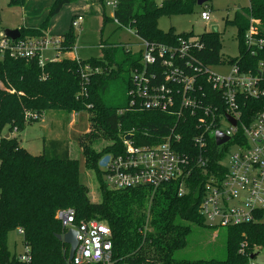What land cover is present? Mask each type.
<instances>
[{
	"label": "trees",
	"instance_id": "trees-1",
	"mask_svg": "<svg viewBox=\"0 0 264 264\" xmlns=\"http://www.w3.org/2000/svg\"><path fill=\"white\" fill-rule=\"evenodd\" d=\"M20 1L23 2L10 0V4ZM70 1L55 0L48 17L38 28H20L21 38L44 36L48 19ZM99 1L103 4L105 0ZM115 2L113 19L120 27L134 30L142 42L170 46L177 51L164 56L155 52V62L146 67L143 49L134 54L123 50L119 57L116 46L112 45H102L103 58L64 57L43 65L37 56L14 58L0 52L1 129L8 127L11 134L20 133L28 124L39 122L47 111L84 110L91 115L90 134L98 140H110L101 151L84 145V166L94 170L101 187L100 201L93 202L87 186L79 178L81 161L70 156L62 141L44 140L42 153L35 156L16 137L0 139V264H68L69 245L57 238V234L64 232L57 212L67 208L74 209L77 221L97 219L108 224L112 232L113 264H248L250 255L264 246V222L222 227L225 228L224 258L191 259L175 254L187 247L190 235H203L205 228L201 227L213 228L199 210L202 187L209 172L226 170L221 163L226 156L209 135L214 128L212 115L224 112L225 103L206 69L217 64H235L241 71L259 76L264 89V0H249L247 8L238 11L234 19L226 20L238 28L239 55L233 58L222 55V35L218 30L195 35L175 33L172 29L165 32L158 27L161 15L187 12L197 0ZM109 19L105 17L104 21ZM73 28L71 25L61 35L57 55L74 49ZM250 30L263 44H247L246 34ZM181 40L191 44L184 54L178 51ZM165 59L173 60L186 74L195 76L192 96L199 106L194 113L189 108H180L182 88L177 84L171 86L175 101L164 110L145 108L138 98L131 103L134 100L131 91L135 88L133 72L145 68L147 76L153 77L150 74L155 73V82H161L166 70ZM86 66L89 68L87 82L83 77ZM119 79L123 84V101L113 97L114 85ZM239 101L244 123L264 110V96H243ZM206 108L210 109V116L205 114ZM219 120L217 117L216 121ZM174 134L179 136V140L173 141L174 149L188 156L190 165L194 166L185 194H178L177 181L157 188L144 185L110 189L107 186L99 161L107 154L114 156L123 152L124 136L130 135L137 146H154ZM200 136L206 141L202 147L195 143V138ZM239 137L242 138V132ZM205 159L207 167L202 166ZM18 228L23 229L24 246L29 248L28 262L21 261L7 244L8 233Z\"/></svg>",
	"mask_w": 264,
	"mask_h": 264
},
{
	"label": "built area",
	"instance_id": "built-area-1",
	"mask_svg": "<svg viewBox=\"0 0 264 264\" xmlns=\"http://www.w3.org/2000/svg\"><path fill=\"white\" fill-rule=\"evenodd\" d=\"M115 4L113 1L114 7ZM200 16L207 20L209 13L205 10ZM81 18L79 17V21ZM246 39L247 44L251 46L263 44V40H256L253 37L252 30L248 31ZM60 42V38L53 39L49 36L11 39L3 31L0 32L2 54L9 53L14 58L26 59L37 56L40 65L47 62L42 59V51L51 46L57 49ZM181 44L178 51L184 54L191 44L185 40H181ZM142 45L145 67L155 62V52L164 56L173 55L177 51L170 46L149 44L146 41H143ZM163 66L166 68L163 81L158 83L155 82L156 74L151 73L153 77L147 76L145 68L133 72L135 88L131 91L134 96L131 103L138 98L145 108L164 110L173 105L175 99L171 86L177 84L182 88L180 108H189L194 113L195 108L199 106L192 96L195 76L186 74L171 59L163 60ZM231 66V72L227 76L214 74L210 67L206 69L210 72L214 88L220 91L225 103L224 112L218 116L212 115L211 124L214 128L212 127L209 135L213 137L215 143L217 131L229 137L228 141L219 145V151L225 156L229 155V165L225 166L221 162L222 168L226 170L209 172V177L202 187L199 210L205 222L213 228L264 222V110L256 112L249 123H244L241 121L239 101L243 96L252 98L264 96V89L260 85L259 76L243 72L235 64ZM85 69L83 77L87 82L89 68L86 66ZM209 110L206 108L204 112L210 116ZM227 115L234 118L237 124L233 125L227 119ZM217 117L220 118L219 121H216ZM204 119L201 117L202 121ZM240 132L242 138L239 137ZM177 140L179 136L174 134L158 145L137 146L132 142L130 135L124 136L123 152L110 155L109 162L102 167L105 183L110 189H126L144 185L157 188L164 183L177 181L178 194L180 196L185 194L188 189L186 182L193 174L194 166L190 165L191 159L188 156L181 155L174 149L173 141ZM242 141L245 142L241 143ZM195 143L202 147L206 141L200 136L195 138ZM231 146H236L238 150L229 152ZM206 163L207 159L202 166L207 167ZM204 172L207 173L206 169ZM57 218L63 226V234L71 229L77 231L78 245L68 264H113L112 232L106 222L97 219L77 221L72 208L59 210ZM18 229L23 235V229ZM257 250L250 255L248 264H257L254 260ZM240 251H243V248ZM28 252L29 248L25 247L24 254L18 255V258L28 262L31 258ZM253 254L255 257L251 258Z\"/></svg>",
	"mask_w": 264,
	"mask_h": 264
},
{
	"label": "rangeland",
	"instance_id": "rangeland-1",
	"mask_svg": "<svg viewBox=\"0 0 264 264\" xmlns=\"http://www.w3.org/2000/svg\"><path fill=\"white\" fill-rule=\"evenodd\" d=\"M54 1L23 0V2L20 1L11 5L10 0H0V32L6 28H38L48 17ZM113 1L115 0H105L103 4L99 1L98 5L87 8L83 7L81 0L67 2L58 14L48 19L46 32L51 37L57 38L68 32L73 25V31L76 35L75 47L68 55H73L81 60L103 58L102 45L116 46L119 57H122L123 50L131 51L133 54L137 53L143 49L142 40L134 30L125 26L120 27L113 19ZM156 1L162 2V0ZM248 5L249 0H208L202 5L192 4V9L187 12L175 13L170 16L161 15L158 18V27L165 32L172 29L175 33L193 32L195 35L218 30L222 35V55L233 58L239 55L238 28L234 24L227 23L226 20L234 19L236 13L244 10ZM202 10L209 13L207 20L201 18L200 12ZM79 16L82 17V21L80 20L81 24L78 27ZM105 17L111 19L104 21ZM41 56L45 61H53L64 58L65 54L57 55V49L51 46L45 48ZM210 69L214 74L227 76L231 72L232 66L224 63L211 66ZM121 79L117 81L119 84L114 85L113 97L116 101H123ZM0 87H2L1 82ZM90 116L84 110L71 113L62 110L47 111L39 122L28 124L26 129L20 133L11 134L8 127L0 128V139L5 138L7 134L9 137H16L18 143L35 156L42 153L44 140L62 141L68 147L70 156L81 161L80 181L87 186L91 200L99 202L101 187L98 176L94 170L84 166L83 149L84 145H88L97 151H101L104 146L110 144V140L104 138L98 140L97 136L90 134L92 131ZM237 150L236 146L229 148L231 153ZM222 163L225 166L229 165V155L224 158ZM201 228H205L203 235L199 233L190 235L187 247L178 250L175 254L176 257L191 259L210 257L221 259L225 257V228H208L206 226ZM7 244L11 252H15L17 255L24 254L23 235L19 229H14L8 233ZM254 260L257 264H264V246L257 250Z\"/></svg>",
	"mask_w": 264,
	"mask_h": 264
},
{
	"label": "water",
	"instance_id": "water-1",
	"mask_svg": "<svg viewBox=\"0 0 264 264\" xmlns=\"http://www.w3.org/2000/svg\"><path fill=\"white\" fill-rule=\"evenodd\" d=\"M207 0H197V4L202 5L206 2ZM3 33L5 35H7L8 37H10L11 39H17L21 37V31L19 29H10V28H6L2 30ZM227 119L233 124H237V121L232 118L231 116L227 115L226 116ZM9 137V134L6 135V138ZM129 139V137H128ZM229 140V137L224 135L221 131H217L216 132V144L219 146L223 143H225L226 141ZM110 155H105L101 158V160L99 161V166L100 167H105L107 165V163L110 160ZM77 236V231L71 229L68 230L67 232H65L64 234H57V238L61 241H63L64 243L69 245V261L72 260L75 249L77 248L78 245V240L76 238ZM255 254H253L251 256V258H254Z\"/></svg>",
	"mask_w": 264,
	"mask_h": 264
},
{
	"label": "crops",
	"instance_id": "crops-1",
	"mask_svg": "<svg viewBox=\"0 0 264 264\" xmlns=\"http://www.w3.org/2000/svg\"><path fill=\"white\" fill-rule=\"evenodd\" d=\"M98 3H99V0H81V4L83 5V7L84 8H87V7H92V6H96V5H98ZM79 17H81V16H79ZM79 17H78V20H79ZM82 21V20H81ZM81 21H78V23H77V26L79 27L80 26V24H81ZM17 29H19L20 30V28H17ZM45 35L44 36H49L50 38H53V37H51L50 35H48V33L47 32H45L44 33ZM62 35V34H61ZM61 35L60 36H58L57 38H61ZM29 37V36H28ZM42 37V36H41ZM29 38H38V37H29ZM53 39H56V38H53ZM72 52V51H71ZM70 52H67V53H65V57H70V58H76V57H74L73 55H68ZM64 55V54H63Z\"/></svg>",
	"mask_w": 264,
	"mask_h": 264
}]
</instances>
